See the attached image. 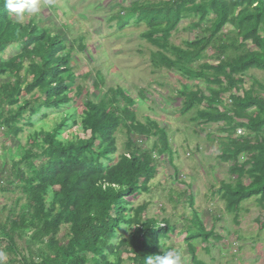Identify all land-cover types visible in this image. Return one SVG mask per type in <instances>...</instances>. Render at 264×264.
Wrapping results in <instances>:
<instances>
[{
	"label": "trees",
	"instance_id": "obj_1",
	"mask_svg": "<svg viewBox=\"0 0 264 264\" xmlns=\"http://www.w3.org/2000/svg\"><path fill=\"white\" fill-rule=\"evenodd\" d=\"M11 17L0 0V54L13 45L19 48L0 60V76L8 78L0 82V129L17 137L25 127H33L37 116L43 121L51 112L61 115L51 130L41 129L30 137L32 147L17 152L19 159L13 164H23L28 173L23 175L25 203L0 219L7 263L122 264L125 254L131 264H144V257L162 254L168 222L145 218L147 206L132 204L155 176L150 152L139 153L132 136L156 138L154 149L162 155L169 145L165 129L150 119L136 121L131 109L135 101L119 87L109 88L98 101L85 98L79 114L68 113L74 95L82 90L73 87L77 77L70 61L76 48L85 50L83 40L64 41L54 26H39L41 18L35 16L27 23ZM188 17L196 19L194 27L200 26L201 36L182 46L170 44L172 32ZM113 21L119 30L131 21L146 25L141 36L156 48L150 54L154 68L171 69L186 82L215 87L206 97L196 86L182 84L177 91L180 111L193 110L191 121L198 124L222 123V133L230 135L238 128L248 133L221 144L220 159L231 163L228 172L233 180L223 183L219 193L235 215L251 198L264 211V78L248 77L250 71L264 74V0L139 3ZM226 25L231 29L224 32ZM208 49L214 63L206 62ZM223 94H228L227 110L219 108ZM139 95L143 97L141 91ZM75 126L79 135L63 137ZM120 129L127 135L126 151L116 155ZM64 225L68 239L61 243L58 235ZM211 237L219 240L201 221L191 224L183 241L193 264L203 263L196 260L190 242Z\"/></svg>",
	"mask_w": 264,
	"mask_h": 264
},
{
	"label": "rangeland",
	"instance_id": "obj_2",
	"mask_svg": "<svg viewBox=\"0 0 264 264\" xmlns=\"http://www.w3.org/2000/svg\"><path fill=\"white\" fill-rule=\"evenodd\" d=\"M156 1L161 0H41V12L35 16L41 18L39 26H54L64 41L76 42L80 37L85 45L84 51L76 48L72 53L70 66L77 77L73 87L79 86L82 90L79 96L74 95L67 112L79 114L85 98L98 101L109 88L119 87L135 101L131 109L136 112V121L143 123L150 119L165 129L169 145L162 155L154 149V145L158 144L156 138L145 140L132 136L134 147H138L139 153L150 152L155 167L154 179L132 204L135 207L147 206L145 218L168 222L170 232L167 240L163 241L161 251L164 247L176 249L182 254V264H193L183 238L190 231L191 224L201 221L204 229H211L219 240L211 237L206 242L199 239L190 242L195 249L196 260L203 264H264V229L261 228L263 209H260L256 199L251 198L240 204L235 215L225 208L219 193L223 183L233 180L228 172L231 163L220 159L221 144L247 136L248 133L241 128L230 135L222 133V123L192 122L193 110L182 114V99L177 96L182 84L196 86L206 97L211 96V90L215 87L200 81L186 82L171 69L154 68L150 54L156 48L141 36L147 29L146 25L131 21L126 28L119 30L113 21L115 15L125 14L129 7ZM31 18L33 16H25L23 20L11 17L19 23H27ZM195 23V18L182 19L172 32L169 43L182 46L183 42L200 37L201 28L194 27ZM230 29L226 25L223 31ZM18 51V46H11L0 54V60L10 58ZM212 53L211 49L207 50L206 62L214 63L210 57ZM248 77L261 81L264 74L250 71ZM7 80L0 76V82ZM244 81L247 86L249 79L245 78ZM139 91L143 97H140ZM74 93L75 90L70 96ZM234 93L241 95L239 90ZM220 97L222 104L219 108L227 110L224 107L228 105V94ZM248 113L252 114L253 110ZM60 115L51 112L43 121L40 116L35 117L33 127H25L17 137L4 134L3 129H0L1 220L8 211L12 209L17 212L25 203L22 186L25 181L23 175L27 176L28 168L20 163L13 164L19 159L18 150L32 147L33 134L41 129L51 130ZM74 134H80L76 126L68 129L63 137L70 138ZM82 135L87 137V134ZM126 141L125 130L120 129L115 136L116 155L126 151ZM9 152L13 154L14 160L8 156ZM238 161H243V157L239 156ZM58 238L61 243L68 239V225L61 227ZM0 251L5 252L2 242ZM121 257L122 264H131L125 254ZM4 263L17 264L7 263L6 260Z\"/></svg>",
	"mask_w": 264,
	"mask_h": 264
},
{
	"label": "clouds",
	"instance_id": "obj_3",
	"mask_svg": "<svg viewBox=\"0 0 264 264\" xmlns=\"http://www.w3.org/2000/svg\"><path fill=\"white\" fill-rule=\"evenodd\" d=\"M4 9L9 15L20 20L25 16H37L41 12V0H4ZM7 254L0 251V264H4ZM144 264H182V254L176 249L163 250L162 254L148 255Z\"/></svg>",
	"mask_w": 264,
	"mask_h": 264
},
{
	"label": "built area",
	"instance_id": "obj_4",
	"mask_svg": "<svg viewBox=\"0 0 264 264\" xmlns=\"http://www.w3.org/2000/svg\"><path fill=\"white\" fill-rule=\"evenodd\" d=\"M238 133L240 134V130H238Z\"/></svg>",
	"mask_w": 264,
	"mask_h": 264
}]
</instances>
